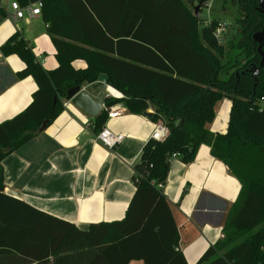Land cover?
<instances>
[{"label": "trees", "instance_id": "1", "mask_svg": "<svg viewBox=\"0 0 264 264\" xmlns=\"http://www.w3.org/2000/svg\"><path fill=\"white\" fill-rule=\"evenodd\" d=\"M18 1L24 5L39 0ZM40 1V17L51 35L57 65L43 69L18 34L0 47L3 55L16 54L24 62L17 77L31 76L36 83L25 109L0 122V162L37 135L45 120L48 125L55 119L69 88L93 83L99 73H105L107 84L123 94L121 99L111 97L109 105L122 100L136 114L151 105V119L162 122L169 133L163 141L149 139L142 147L133 166L135 190L124 216L86 229L5 193L0 166V264L49 257L57 264L132 260L187 264L177 250V225L158 186L167 178L172 154L189 163L203 144L210 146L212 156L225 164L241 189L222 226L223 238L207 248L196 264H261L264 66L254 89L251 77L260 61L252 34L264 28L259 0H231L240 17L226 51L228 30L221 44L213 35L220 20L200 27L201 18L187 6L195 8L198 2L200 10L207 0ZM3 18L0 8V21ZM230 49L235 50L233 58ZM75 60L86 66L74 67ZM223 98L231 101L227 128L213 133L205 125L213 120L214 105ZM106 118L105 112L95 116L96 132Z\"/></svg>", "mask_w": 264, "mask_h": 264}, {"label": "crops", "instance_id": "2", "mask_svg": "<svg viewBox=\"0 0 264 264\" xmlns=\"http://www.w3.org/2000/svg\"><path fill=\"white\" fill-rule=\"evenodd\" d=\"M14 34L27 42L43 69L56 67L51 35L40 16L16 23L3 18L0 47ZM73 66L84 68L86 63L75 60ZM23 67L24 62L16 54L5 56L0 50V122L24 110L36 90L31 76L17 77ZM87 91L95 99L98 90ZM107 92L103 95V109L98 113L107 114L103 127L125 136L114 150L106 149L96 140L95 117L64 99L62 109L45 129L1 160L4 192L81 229L122 218L135 190L133 166L160 121L131 113L122 100L107 105L111 98L106 97ZM230 108V99L217 101L214 118L205 128L213 133L225 131ZM116 110H121V115L110 117L109 113ZM146 112H154L153 107L149 105ZM240 189L239 181L222 161L212 156L208 145H200L189 163L182 162L179 156L170 158L161 190L177 225V250L187 264H196L207 248L223 238L222 226ZM7 263L58 262L49 257L20 258ZM128 264L143 261L132 260Z\"/></svg>", "mask_w": 264, "mask_h": 264}, {"label": "built area", "instance_id": "3", "mask_svg": "<svg viewBox=\"0 0 264 264\" xmlns=\"http://www.w3.org/2000/svg\"><path fill=\"white\" fill-rule=\"evenodd\" d=\"M206 4V2L204 3ZM203 4V5H204ZM41 7L42 2H30L22 5L18 0H0V8L4 11V18L11 20L13 22H18L20 20L29 21L33 18L41 16ZM213 19H205L201 22V26H208ZM227 24L224 22H218L216 27L213 30V35L217 43L221 44L224 42L225 34L227 32ZM108 87V86H107ZM107 93L110 97L118 98L122 97V93L112 88V91L108 90ZM262 101H264L262 99ZM121 110L112 111L109 113L110 117H116L121 115ZM169 133L168 128L162 123H157L156 127L152 131L151 139L155 141H163ZM96 140L103 145L106 149L112 151L114 148L119 145L125 138L122 133H114L107 129L106 127H102L98 132L95 133ZM177 156L176 154H172L171 157ZM158 187H162L160 184ZM264 254V247H263ZM261 264H264V260Z\"/></svg>", "mask_w": 264, "mask_h": 264}, {"label": "water", "instance_id": "4", "mask_svg": "<svg viewBox=\"0 0 264 264\" xmlns=\"http://www.w3.org/2000/svg\"><path fill=\"white\" fill-rule=\"evenodd\" d=\"M200 8V4H197L194 8L195 16H199L198 10ZM258 10L260 12L264 11V0H259L258 4ZM252 39L254 42L257 43V53L260 56V61L258 66H255L253 68V73L251 74V77L254 80L253 89L257 85V75L260 71V68L264 66V52L262 50L264 45V28H262L259 31H256L252 34ZM107 75L105 73H99L97 76L96 81L91 83L90 85L83 86L82 84L73 86L69 88L66 92L65 101L72 103L76 107L80 108L85 114L88 116L95 117L103 108L102 103L104 100V93L107 91ZM91 91L98 90V93L94 98L90 96L87 89ZM106 97H110L107 95ZM144 100L150 99V96H144L142 97ZM106 99V98H105ZM55 103V99L53 100V104ZM109 105V103H107ZM153 112H143V115L146 117H151ZM182 122V118L180 117L178 119L177 125L180 126ZM47 126V121L45 120L37 129V132H41L45 127Z\"/></svg>", "mask_w": 264, "mask_h": 264}, {"label": "rangeland", "instance_id": "5", "mask_svg": "<svg viewBox=\"0 0 264 264\" xmlns=\"http://www.w3.org/2000/svg\"><path fill=\"white\" fill-rule=\"evenodd\" d=\"M199 4L195 2V6ZM192 12H194V6H190L187 4ZM199 17L201 18L199 22V26L201 27V22L205 19H219L220 22L226 23L229 27L228 35L226 38V43L224 45L225 51L228 47V40L234 34L236 30V22L235 20L240 17L239 11L237 7L231 2V0H207L206 4L202 5L201 9L199 10ZM199 27V28H200ZM230 58H233L234 49H230ZM226 61V57L222 58V62Z\"/></svg>", "mask_w": 264, "mask_h": 264}, {"label": "bare ground", "instance_id": "6", "mask_svg": "<svg viewBox=\"0 0 264 264\" xmlns=\"http://www.w3.org/2000/svg\"><path fill=\"white\" fill-rule=\"evenodd\" d=\"M110 90L112 91V88H110Z\"/></svg>", "mask_w": 264, "mask_h": 264}]
</instances>
